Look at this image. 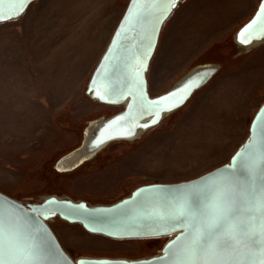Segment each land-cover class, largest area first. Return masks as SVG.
I'll list each match as a JSON object with an SVG mask.
<instances>
[{"label":"rangeland","instance_id":"obj_1","mask_svg":"<svg viewBox=\"0 0 264 264\" xmlns=\"http://www.w3.org/2000/svg\"><path fill=\"white\" fill-rule=\"evenodd\" d=\"M263 0H183L165 23L148 73L152 98L195 71L207 81L135 137L83 152L89 132L125 105L88 94L131 0H38L0 23V192L25 206L59 198L111 206L138 189L230 164L264 105V42L238 31ZM74 261L159 257L173 237L113 239L60 217L46 221Z\"/></svg>","mask_w":264,"mask_h":264},{"label":"snow or ice","instance_id":"obj_2","mask_svg":"<svg viewBox=\"0 0 264 264\" xmlns=\"http://www.w3.org/2000/svg\"><path fill=\"white\" fill-rule=\"evenodd\" d=\"M29 3L31 0H0V22L17 19ZM179 3L180 0H131V8L122 22L120 35L125 41L135 39L134 33L142 25L148 24L150 30L146 38L149 47H154L153 37L158 26ZM5 4L10 6L8 12L4 10ZM258 17L259 24L254 21L238 33L241 43H251L253 38L264 39V35L254 37L251 32V29L257 28L264 33V6L261 7ZM146 59L147 53L134 57L131 61L127 88L116 85L105 93L110 97L134 96L133 109L138 110L141 116L151 114L154 117L152 124H139L141 128L158 123V117L163 112L178 107L190 95L191 90L199 87V83L187 81L181 88L155 102L146 100L142 92V73L146 70ZM106 60L107 71L102 69L100 74L108 79L113 72L120 69L124 61L115 54ZM196 79L202 82L206 79V74H198ZM97 96L104 99L99 92ZM258 121L256 136L264 139V114L258 117ZM136 127V119L131 116L121 117L114 124L105 125L95 134L91 150L111 139L134 136ZM106 130L108 134L104 136ZM101 136L104 138L101 139ZM256 149L257 140L254 139L246 151L237 154L231 168L221 169L202 181L184 186L179 196L158 211L148 214L146 223L161 235H170L176 230L183 231L180 238L168 245L160 264L168 261L171 264H256L257 260L258 264H264V248L260 249L259 257L254 250L256 244L264 245V191L258 194L255 187L257 175L264 174V152H259L253 159L251 154ZM241 169L247 173L248 182L238 179L237 171ZM51 203L54 202H49ZM33 211L47 215L49 208L45 206ZM85 211L87 209L83 205L69 206V214ZM36 231L38 234H47V229L42 224ZM46 258L47 255L40 245L20 230L16 218L6 221L0 213V264H41ZM64 259L67 260L66 257Z\"/></svg>","mask_w":264,"mask_h":264},{"label":"water","instance_id":"obj_3","mask_svg":"<svg viewBox=\"0 0 264 264\" xmlns=\"http://www.w3.org/2000/svg\"><path fill=\"white\" fill-rule=\"evenodd\" d=\"M38 0H31L23 14L27 11L31 4ZM183 0H180L182 2ZM180 4V3H179ZM178 4V6H179ZM177 6V7H178ZM264 6V0L262 1L257 13L255 16L244 25L238 33L241 32L242 29H245L246 26L252 24L254 21H257L259 24L258 14L260 12L261 7ZM9 5H4L5 12L9 11ZM176 7V8H177ZM131 8V3L129 8L121 21L118 29L116 30L114 37L101 59L97 69L95 70L91 82L88 88V94H92V97L105 103L108 105H125V110L117 115L111 121L102 124L101 126L92 129L89 132V142L85 146L84 152H88L92 149L93 139L95 134L100 132L101 129L108 125L109 123H115L119 118L125 116H131L136 119L137 127L139 124H152L153 116L151 114L140 115L138 110L133 109V105L135 103V98L132 95L127 96V98L123 97H110L105 95L106 90L116 85H119L121 88H127L128 78L130 76L131 71V61L134 57L143 56L147 53L146 70L142 73V92L143 96L146 100L155 102L159 98L165 97L170 93H173L174 90L181 88L185 82L194 81L195 83H199V87L203 85L207 81V74L202 72H209V70L203 71H195V73L191 74L185 80H183L179 85L174 87L170 92L163 94L158 97L152 98L148 92V82H147V73L151 64V61L156 53L160 36L163 30V27L167 20L174 13V8L171 14L163 21L161 25L158 26L157 31L153 37L154 47H149L148 39L146 38L147 32L150 30V25L145 24L142 25L135 33V39L124 40V37L120 35L122 29V22L125 20L126 15L129 13ZM22 14V15H23ZM20 15L19 17H21ZM18 17V18H19ZM10 20H5L3 22H7ZM2 23V22H0ZM251 32L254 34V37H259L264 35L261 31H258L257 28L251 29ZM238 33L236 35V40L241 43L238 39ZM121 41H124L121 43ZM264 42V39L253 38L251 43L243 44V45H252L254 43ZM115 54L116 56L123 59L124 63L121 65L120 69L113 72L111 77L106 79L104 75H101L102 69L107 71V60L106 58ZM198 74L204 76L206 74V79H203L201 82L198 77ZM199 87H195L194 90H191L190 95ZM95 88V90H93ZM187 91V89H185ZM97 92L104 96V99H100L97 96ZM183 95V93H181ZM190 95H187L185 99L180 102L178 107H174L171 111L163 112V114L158 117V120H162L165 114H168L181 106L187 101ZM115 101V102H113ZM264 114V105L261 107L259 112L257 113L250 130V137L247 142L243 145L241 149L235 154L230 164L221 166L201 177L196 179L180 182L176 184H154L144 186L137 191H135L131 196L123 199L122 201L113 204L111 206H96L90 207L83 203H75L66 199L59 198H49L45 200L43 203L33 206H25L21 202L7 196L6 194L0 192V213L3 214L5 220L7 221L9 218H16L18 221V226L20 230L26 234H28L31 238H33L38 245L44 250L47 258L41 261V264H160L162 258L166 255V249L169 244L176 241L183 235L182 230L173 231L170 235H161L155 229L151 228L150 225L146 223V217L150 212L158 211L161 207L166 205L170 200L180 195V190L186 185H192L199 181H202L205 177H209L210 175L219 172L224 168H231L233 166V160L237 157L238 153L244 152L247 150V146L253 142V140H257V149L251 154L254 159L259 152H264V139L256 136L257 125H258V117ZM148 121L147 123H144ZM158 122V123H159ZM158 123L153 124L156 125ZM137 127L135 128L136 134L138 133ZM152 127V126H151ZM148 128H144L149 129ZM131 136L133 138L136 136ZM101 139L102 136H101ZM114 140L120 139H111L108 140L107 143H110ZM107 143H103L105 145ZM101 145V146H102ZM237 177L240 181L248 182L247 173L241 169L237 171ZM256 191L259 194L261 191H264V174H258L255 180ZM49 202H54L49 204ZM85 206L87 211L81 212L80 214H69V206L78 207ZM47 206L49 208V212L47 215L34 212V209H41ZM54 217H60L63 220H66L73 224L82 225L87 231L93 234H100L107 236L113 239H148V238H160V237H173L172 240L165 246L163 254L159 257L148 259V260H139V261H126V260H110V259H81L79 261H74L69 254L64 250L60 241L58 240L56 234L51 229V227L47 224L46 221L50 220ZM41 224L47 229V234L37 233V229L40 228ZM257 226H259V222L257 221ZM264 248V245L256 244L254 246V250L257 253V257L260 255V249ZM50 252V254H49ZM62 254V255H61ZM67 258V260L64 259ZM165 264H171V261L165 262ZM258 264V260L256 262Z\"/></svg>","mask_w":264,"mask_h":264},{"label":"bare ground","instance_id":"obj_4","mask_svg":"<svg viewBox=\"0 0 264 264\" xmlns=\"http://www.w3.org/2000/svg\"><path fill=\"white\" fill-rule=\"evenodd\" d=\"M148 121H145L144 123H147ZM109 124H112V123H109ZM108 124V125H109ZM114 124V123H113ZM143 130L144 128H141V127H137V130ZM108 134V132H107V130L105 131V133H104V136H106ZM104 136H102V138H104Z\"/></svg>","mask_w":264,"mask_h":264}]
</instances>
